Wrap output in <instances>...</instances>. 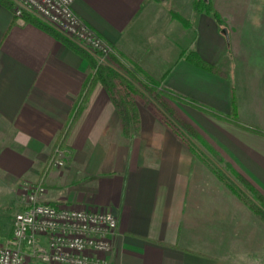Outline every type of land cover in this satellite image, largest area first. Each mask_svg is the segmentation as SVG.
<instances>
[{
    "label": "crops",
    "instance_id": "0c3cea01",
    "mask_svg": "<svg viewBox=\"0 0 264 264\" xmlns=\"http://www.w3.org/2000/svg\"><path fill=\"white\" fill-rule=\"evenodd\" d=\"M250 2L211 0L218 18L197 0H76L74 9L176 101L209 155L264 195V5ZM89 75L79 53L0 3V197L9 190L13 202L22 182L42 181L50 204L112 210L108 264H263L264 224L242 199L148 101L126 137ZM59 143L66 164L50 167Z\"/></svg>",
    "mask_w": 264,
    "mask_h": 264
},
{
    "label": "built area",
    "instance_id": "2783aa9c",
    "mask_svg": "<svg viewBox=\"0 0 264 264\" xmlns=\"http://www.w3.org/2000/svg\"><path fill=\"white\" fill-rule=\"evenodd\" d=\"M11 1L16 17L31 14L103 58L113 52L108 41L76 13V0ZM65 164L64 150L58 146L48 165ZM45 193L42 181L22 183L21 209L13 220L12 237L0 248V264H26L29 257L53 264H108L118 227L116 214L108 209L53 205L44 200Z\"/></svg>",
    "mask_w": 264,
    "mask_h": 264
},
{
    "label": "trees",
    "instance_id": "16d2710c",
    "mask_svg": "<svg viewBox=\"0 0 264 264\" xmlns=\"http://www.w3.org/2000/svg\"><path fill=\"white\" fill-rule=\"evenodd\" d=\"M0 3L9 8H12L13 6L11 0H0ZM199 4H205L207 12L213 11L211 0H197V5ZM197 9L202 10L201 7L198 8V6ZM213 12L214 16L218 18L216 12ZM22 18L46 30L88 61L90 67L88 81L89 87H91V84L95 82H100L109 92V95L120 116L121 131L126 137L132 138L138 134L140 128L138 100H143L141 102H145V98H147L149 106L154 109V112L157 113L163 121H165L167 126L172 129L179 138L187 142L195 156L202 160L205 158L203 156V151L200 150L193 141L201 140L195 127L185 119L177 116L175 109L163 100L165 95L159 89L158 83H156V81L151 77L147 76L144 71L131 63L127 64L123 62V60L115 54H112L108 58L107 62L99 64L97 58L93 54L87 52V50L82 48L76 42L68 39L39 18L31 14H25ZM190 60L203 69L218 72L216 66L208 64L194 53L190 55ZM125 73L130 74L133 80L126 77ZM231 117L233 119L237 118L235 96L233 97V111L231 113ZM217 174L219 177L224 179L229 187L233 188L236 195L243 199H247L251 207L255 209L257 215L264 221V195L252 187L250 183L247 182L240 174H238L237 177L238 181L244 184L245 189L248 191L247 193L245 192L244 187H241L233 181L225 178V176L222 173H219V171ZM257 202L260 204L257 205Z\"/></svg>",
    "mask_w": 264,
    "mask_h": 264
},
{
    "label": "rangeland",
    "instance_id": "374dc122",
    "mask_svg": "<svg viewBox=\"0 0 264 264\" xmlns=\"http://www.w3.org/2000/svg\"><path fill=\"white\" fill-rule=\"evenodd\" d=\"M250 3H259V4H263L264 5V0H251ZM109 43V42H108ZM112 48H113V52L110 53L108 56L104 57L100 54V53H97V52H93V51H89L87 50V52H90L91 54H93L96 58H97V61L98 63H105L107 62L108 58L112 55V54H115L116 56H118L120 59L123 60V62L125 63H129L128 61L126 62L125 59H123V57L121 55H119V52L116 50V48L111 44L109 43ZM103 58V59H102ZM126 77H128L130 80H133L131 75L128 74V73H125ZM131 77V78H130ZM171 98V97H170ZM146 101H147V98H145ZM163 100L168 103L169 106H171L172 108H174V102L173 100L171 99H165L163 98ZM141 101L143 100H138V102L140 103ZM154 102V101H153ZM175 105H177L175 103ZM175 109V108H174ZM176 111V114L178 117L180 118H183V116L181 115V113L175 109ZM157 114V113H156ZM158 115V114H157ZM159 116V115H158ZM162 119V118H161ZM185 119V118H183ZM163 121V120H162ZM163 123L167 126V124L165 123V121H163ZM168 127V126H167ZM168 129L175 134V132H173L172 129H170L168 127ZM197 131V130H196ZM197 134L198 136L201 138L200 141L198 140H193L195 142V144L199 147L200 150L203 151V156L205 157L203 160L200 159V161L206 163L207 165H209L212 169V172L213 174L217 177V178H220V180L224 183V185H226L227 187H229L226 182L224 181V179H222L221 177H219V175L217 174V172L219 171V173H222L225 178L233 181L235 184L237 185H240L241 187H244V184L241 183V182H238V174L239 173H234V171L231 169V168H227L226 166L223 165V161L222 162H218L219 159L218 158H215L211 155H209L204 149L203 147L206 146V147H209L210 145H208L207 143H203V138L201 137L200 133L197 131ZM176 135V134H175ZM177 136V135H176ZM181 139V138H180ZM182 140V139H181ZM183 141V140H182ZM185 145H187L189 147V145L187 144V142H185ZM60 147L61 150H64L63 147H62V144L59 143V145H57L56 147ZM55 147V148H56ZM190 148V147H189ZM191 149V148H190ZM53 153V152H52ZM51 153V155H52ZM51 155H49V158H48V163H49V160L51 158ZM198 158V157H197ZM217 159V160H216ZM221 163V166L220 164ZM50 167H55V166H50ZM25 182V181H24ZM22 182V183H24ZM229 190L236 194L233 190V188L229 187ZM244 190L245 192L247 193V189H245L244 187ZM2 191L4 192V195H1L0 197V239H3L5 240L6 237H9L10 234H11V231H12V220H13V217H15L16 213L21 209V195H20V192H19V189L17 188L16 192H15V198H14V201L12 202L11 201V197H7V193H9V190H6V189H2ZM7 195V196H6ZM249 195L251 196V194L249 193ZM240 197V196H239ZM241 198V197H240ZM242 199V202L245 203L250 209L251 211L253 212V214L255 215V217L261 221L263 224H264V221L257 215V213L255 212V209H253V207H251V205L249 204V201L247 199ZM257 205H259L260 203H256ZM74 206H77V205H74ZM110 210V209H109ZM117 235V233H116ZM1 242V241H0ZM3 245L0 244V248L2 247ZM113 247H114V241H113ZM38 260V259H37ZM42 262V261H41ZM261 263V261L259 260L257 263ZM45 263V262H44ZM264 264V263H263Z\"/></svg>",
    "mask_w": 264,
    "mask_h": 264
},
{
    "label": "water",
    "instance_id": "95a60500",
    "mask_svg": "<svg viewBox=\"0 0 264 264\" xmlns=\"http://www.w3.org/2000/svg\"><path fill=\"white\" fill-rule=\"evenodd\" d=\"M223 33H224L225 36L228 38V31H227V29H223Z\"/></svg>",
    "mask_w": 264,
    "mask_h": 264
}]
</instances>
